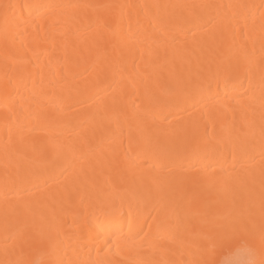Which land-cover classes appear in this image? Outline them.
<instances>
[{"label":"bare ground","instance_id":"bare-ground-1","mask_svg":"<svg viewBox=\"0 0 264 264\" xmlns=\"http://www.w3.org/2000/svg\"><path fill=\"white\" fill-rule=\"evenodd\" d=\"M237 262L264 264V0H0V264Z\"/></svg>","mask_w":264,"mask_h":264},{"label":"rangeland","instance_id":"rangeland-1","mask_svg":"<svg viewBox=\"0 0 264 264\" xmlns=\"http://www.w3.org/2000/svg\"><path fill=\"white\" fill-rule=\"evenodd\" d=\"M243 258V257H242ZM238 259V262H240L241 263V261H239V258H237ZM240 259H241V257H240ZM246 258L244 257V260H245ZM236 261V260H235ZM242 261H243V259H242ZM237 262V263H238ZM236 264V263H235ZM239 264V263H238Z\"/></svg>","mask_w":264,"mask_h":264}]
</instances>
